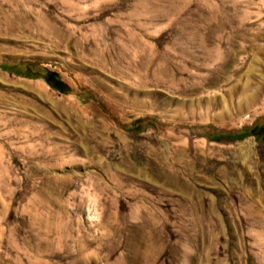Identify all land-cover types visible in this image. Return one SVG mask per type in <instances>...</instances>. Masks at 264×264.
I'll return each instance as SVG.
<instances>
[{
    "label": "rangeland",
    "instance_id": "1",
    "mask_svg": "<svg viewBox=\"0 0 264 264\" xmlns=\"http://www.w3.org/2000/svg\"><path fill=\"white\" fill-rule=\"evenodd\" d=\"M260 94L264 0H0V264H264Z\"/></svg>",
    "mask_w": 264,
    "mask_h": 264
},
{
    "label": "bare ground",
    "instance_id": "2",
    "mask_svg": "<svg viewBox=\"0 0 264 264\" xmlns=\"http://www.w3.org/2000/svg\"><path fill=\"white\" fill-rule=\"evenodd\" d=\"M262 97V94H260L259 96H258V98H256L257 100H256V105H261V107L262 108H264V99H260ZM263 98H264V96H263ZM255 104V101H254V103H253V105ZM252 106H249V107H247L246 109H244V110H241L238 114H236L235 116L236 117H241V115L244 113V112H248L249 111V109L251 108ZM252 109V108H251ZM134 167V166H133ZM130 167H128V169H129Z\"/></svg>",
    "mask_w": 264,
    "mask_h": 264
},
{
    "label": "trees",
    "instance_id": "3",
    "mask_svg": "<svg viewBox=\"0 0 264 264\" xmlns=\"http://www.w3.org/2000/svg\"><path fill=\"white\" fill-rule=\"evenodd\" d=\"M50 78H54L58 83H61L58 81V77L55 75V73H49ZM47 83H49L48 79H45ZM56 90L60 91V89L58 87H54Z\"/></svg>",
    "mask_w": 264,
    "mask_h": 264
}]
</instances>
